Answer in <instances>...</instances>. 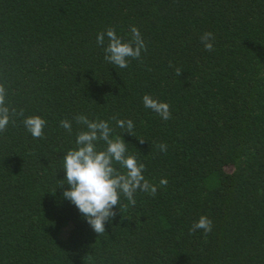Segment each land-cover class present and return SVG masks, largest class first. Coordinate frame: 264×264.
Returning a JSON list of instances; mask_svg holds the SVG:
<instances>
[{"label":"trees","instance_id":"1","mask_svg":"<svg viewBox=\"0 0 264 264\" xmlns=\"http://www.w3.org/2000/svg\"><path fill=\"white\" fill-rule=\"evenodd\" d=\"M132 26L147 50L107 63L97 33L128 40ZM0 84L23 109L0 132V264H264V0H0ZM33 115L43 138L23 125ZM76 115L107 121L157 187L121 195L99 235L58 187L86 130ZM201 215L212 231L190 233Z\"/></svg>","mask_w":264,"mask_h":264},{"label":"clouds","instance_id":"2","mask_svg":"<svg viewBox=\"0 0 264 264\" xmlns=\"http://www.w3.org/2000/svg\"><path fill=\"white\" fill-rule=\"evenodd\" d=\"M105 37L108 43L103 48L104 60L119 68H127L130 59L139 60L142 50H147L135 26L131 27V38L128 40L118 36L114 27H108L105 31L97 33L96 43L104 45ZM200 40L206 51L213 50L215 36L212 32H204ZM181 73V69L177 68L176 75L180 76ZM6 95L5 87L0 84V132L6 130L11 117L23 116V109L17 113L14 108H9L6 104ZM142 99L144 106L157 113L162 120L171 119L169 104L148 94ZM73 119L77 124L85 126L86 130L82 129L77 133L76 147L69 149L63 156L62 169L65 178L58 187H63L65 183L68 185L62 193L63 197L75 205L85 221L99 235L105 233V223L117 215L113 209L116 206L121 207V195L130 204L135 205L134 194L138 190L155 197L157 187L145 178L143 175L145 165L128 153L127 143L121 135H112L113 129L107 121L89 120L85 115H76ZM111 119L115 120L116 125L124 129V132L134 136V124L131 119L122 120L116 117ZM22 122L33 138L44 137L46 121L43 118L33 115L25 117ZM60 126L71 133L72 126L69 120L62 119ZM138 140L140 143L145 142L143 139ZM101 141L104 143L103 148L98 147ZM158 147L161 152L167 151L166 143H160ZM159 183L166 186L167 179L162 178ZM197 230H202L207 235L212 231V220L201 215L189 231L194 233Z\"/></svg>","mask_w":264,"mask_h":264}]
</instances>
